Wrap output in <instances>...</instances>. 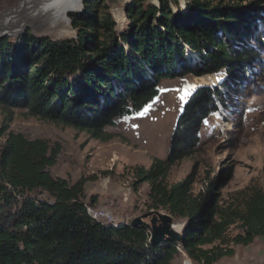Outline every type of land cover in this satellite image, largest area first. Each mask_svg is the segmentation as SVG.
I'll return each mask as SVG.
<instances>
[{
  "label": "trees",
  "instance_id": "trees-1",
  "mask_svg": "<svg viewBox=\"0 0 264 264\" xmlns=\"http://www.w3.org/2000/svg\"><path fill=\"white\" fill-rule=\"evenodd\" d=\"M157 1L124 4L128 23L120 33L108 0H83L69 14L76 37L0 36V105L105 140V128L147 106L164 78L221 72L219 82L189 95L166 158L135 170L136 184H150L149 208L184 219L181 240L151 243L146 227L92 219L86 179L50 171L59 150L10 131L0 148V264H172L180 250L215 264L264 236V187L231 192L218 204L232 163L207 171L197 193L195 168L167 182L170 168L197 152L204 121L229 110L263 65L264 0ZM232 226L240 231L229 237Z\"/></svg>",
  "mask_w": 264,
  "mask_h": 264
},
{
  "label": "rangeland",
  "instance_id": "rangeland-1",
  "mask_svg": "<svg viewBox=\"0 0 264 264\" xmlns=\"http://www.w3.org/2000/svg\"><path fill=\"white\" fill-rule=\"evenodd\" d=\"M124 1L128 0H108L118 33L128 23ZM180 1L183 5L184 0ZM152 2L155 1L146 0V3ZM82 4L80 0L71 7L54 11L33 0H0V32L13 37L24 32L54 39L76 37L77 30L69 14L79 11ZM222 76L220 72L164 78L158 96L147 106L139 112L116 118L113 125L105 128L109 136L105 140L69 125L29 115L25 109L0 105V148L10 131L21 132L30 139L47 140L51 147L59 150L56 163L50 167L51 173L70 182L85 178V203L92 205L94 200V206L106 208L119 222H129L153 211L149 208L150 184H136V168H148L155 158H166L175 122L189 95L198 85L215 84ZM243 87L245 91L240 89L229 110H221L204 121L197 152L170 168L168 184L183 179L195 168L193 191L197 193L207 171L232 163L233 177L221 189L219 205L231 192L250 186L264 187V63ZM39 196L50 199L47 194ZM157 211L166 213L161 209ZM151 216L154 214L148 215L145 221L149 222ZM172 218L174 228L181 231L184 219ZM239 231V226H232L229 237ZM180 256L192 262L185 264H198L183 250L172 264H182ZM226 259L215 264H227Z\"/></svg>",
  "mask_w": 264,
  "mask_h": 264
},
{
  "label": "water",
  "instance_id": "water-1",
  "mask_svg": "<svg viewBox=\"0 0 264 264\" xmlns=\"http://www.w3.org/2000/svg\"><path fill=\"white\" fill-rule=\"evenodd\" d=\"M128 1H124V4L128 3ZM156 5H159V2L156 0L152 2ZM123 4V5H124ZM7 32H0V36L6 35ZM153 215L149 219V222L145 221V218L148 215ZM158 222L160 223L158 225ZM132 226H141L148 228L150 232V242L151 243H158L163 239H173V240H181L182 233L181 231L174 228L175 224L173 223V218L170 214L167 213H160L159 211H149L141 216H137L131 220Z\"/></svg>",
  "mask_w": 264,
  "mask_h": 264
},
{
  "label": "crops",
  "instance_id": "crops-1",
  "mask_svg": "<svg viewBox=\"0 0 264 264\" xmlns=\"http://www.w3.org/2000/svg\"><path fill=\"white\" fill-rule=\"evenodd\" d=\"M234 248L235 253L232 256H224L227 258V264H252L264 261V236L255 238L248 245H237Z\"/></svg>",
  "mask_w": 264,
  "mask_h": 264
},
{
  "label": "bare ground",
  "instance_id": "bare-ground-1",
  "mask_svg": "<svg viewBox=\"0 0 264 264\" xmlns=\"http://www.w3.org/2000/svg\"><path fill=\"white\" fill-rule=\"evenodd\" d=\"M34 3L41 4V5H48L50 10H63L66 7H71L75 5L80 0H33ZM17 33V32H16ZM93 206L88 205L86 207V211H92ZM111 218H116L111 214ZM105 224H117L119 221L117 219H108V218H101L98 220Z\"/></svg>",
  "mask_w": 264,
  "mask_h": 264
},
{
  "label": "built area",
  "instance_id": "built-area-1",
  "mask_svg": "<svg viewBox=\"0 0 264 264\" xmlns=\"http://www.w3.org/2000/svg\"><path fill=\"white\" fill-rule=\"evenodd\" d=\"M87 214L92 219H94L96 221L101 220V218L117 219V218H111V212L109 210H107L106 208L101 207V206H94L93 205L92 211H87ZM180 257L182 258V264L192 263L191 261L186 260L182 256H180ZM256 264H264V261L256 263Z\"/></svg>",
  "mask_w": 264,
  "mask_h": 264
}]
</instances>
